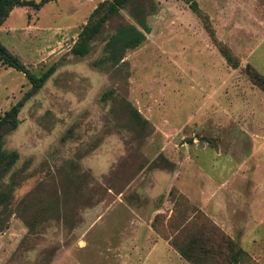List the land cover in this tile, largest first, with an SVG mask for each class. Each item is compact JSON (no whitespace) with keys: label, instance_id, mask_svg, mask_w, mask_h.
I'll return each mask as SVG.
<instances>
[{"label":"rangeland","instance_id":"obj_1","mask_svg":"<svg viewBox=\"0 0 264 264\" xmlns=\"http://www.w3.org/2000/svg\"><path fill=\"white\" fill-rule=\"evenodd\" d=\"M103 1L14 6L0 25L24 65L0 52V117L31 90L26 71L53 69L0 132L18 153L0 264H193L175 245L197 264L237 250L234 264H264V90L250 76H264V0H134L79 56ZM139 11L146 39L100 62Z\"/></svg>","mask_w":264,"mask_h":264},{"label":"trees","instance_id":"obj_2","mask_svg":"<svg viewBox=\"0 0 264 264\" xmlns=\"http://www.w3.org/2000/svg\"><path fill=\"white\" fill-rule=\"evenodd\" d=\"M46 1L47 0H42L36 3L34 1L25 0H0V25L8 16L9 12L14 6H23L30 4L34 5L36 8H40ZM132 1L134 0H106L101 2L92 11L88 22L82 27L79 33V40L73 47V52L79 56L88 54L92 49L93 39L102 31L106 22H108L110 18L115 16L118 13L119 9L131 3ZM190 1L193 2L192 6L196 8L195 1ZM139 12L140 13L133 12L132 15L136 18L141 28L130 23L120 24L107 39L104 48V56L100 59V62L117 65L123 59L124 53L127 49L135 48L146 39V33L150 32V27L146 22L147 14H144V11ZM222 51L226 58L231 61V55L225 49H222ZM0 52L4 56L5 61L11 66H14L20 70L24 69V65L20 62V60L14 55L10 54L2 45H0ZM98 64V62L94 63V65ZM52 72L53 69L50 68L43 72L41 75L36 76L31 74L29 71H26V74L32 84V88L23 96V98H21L15 105L7 110L3 116L0 117V132L4 129L9 132L17 128L19 124L18 113L21 106L32 96L33 93H35L43 85V83L48 79ZM250 76L254 83L264 90V76L257 73H251ZM133 112L136 114V117L138 116V120H140L139 113L136 110H134ZM17 158L18 153L16 151H6L2 147V142L0 141V186L1 181L4 177V173L17 160ZM10 197L11 196L7 192V189L0 190V227L3 226L6 216L5 210L9 207ZM226 244V247H228L230 250L233 249L235 245L234 242L229 240ZM175 247L185 259L193 264H197L193 260L191 255L184 251L183 246L175 245ZM240 252L241 250H237L234 253V257H231L233 260L231 264H234L240 259V257H238Z\"/></svg>","mask_w":264,"mask_h":264}]
</instances>
